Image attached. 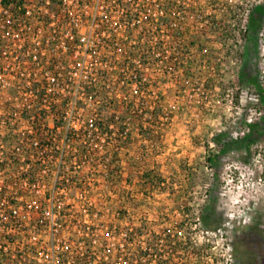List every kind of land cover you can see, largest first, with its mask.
Listing matches in <instances>:
<instances>
[{
  "label": "built area",
  "instance_id": "2783aa9c",
  "mask_svg": "<svg viewBox=\"0 0 264 264\" xmlns=\"http://www.w3.org/2000/svg\"><path fill=\"white\" fill-rule=\"evenodd\" d=\"M262 1L0 0V264H182L175 215L154 230L118 192L132 117L195 31Z\"/></svg>",
  "mask_w": 264,
  "mask_h": 264
},
{
  "label": "rangeland",
  "instance_id": "374dc122",
  "mask_svg": "<svg viewBox=\"0 0 264 264\" xmlns=\"http://www.w3.org/2000/svg\"><path fill=\"white\" fill-rule=\"evenodd\" d=\"M228 13L220 27L192 34L182 75L145 94L157 109L132 117L118 187L129 211L148 217L145 226L152 219V229L167 231L172 221L163 217L175 215L174 262L182 264H264V104L242 77L247 60V74L264 88V15L248 32L233 26L242 11ZM250 122L262 124L256 140L221 152L217 138H240ZM212 153L219 154L215 166ZM185 216L186 240L177 233Z\"/></svg>",
  "mask_w": 264,
  "mask_h": 264
},
{
  "label": "trees",
  "instance_id": "16d2710c",
  "mask_svg": "<svg viewBox=\"0 0 264 264\" xmlns=\"http://www.w3.org/2000/svg\"><path fill=\"white\" fill-rule=\"evenodd\" d=\"M263 15H264V3H261V4L257 5L253 9V11L251 12V15L249 18V24H248L249 30L246 29V31H248V32L251 30L254 32L257 31L260 27L261 19H262ZM247 70H248V61L245 60L243 68H242V77L243 78L247 77L249 81L255 83V85L257 87L258 97L262 101V103L264 104V88L262 85L259 84V82L256 79L251 78V76H249L247 74ZM261 126H262V124L259 122H250L249 127L251 128V130L248 131L243 136H241L240 138H237V139L230 138V139H227L225 141H222L221 138H217L219 140L218 142L222 143V146L220 148L221 152L227 151L231 147H234L235 144L250 143V142L256 140L258 134L261 132ZM218 157H219L218 153H212L211 155L208 156V161L212 164V166L216 165ZM144 175H146V177H149L150 172H145ZM155 178H156V175L152 177V180H155ZM205 220H206V218H205Z\"/></svg>",
  "mask_w": 264,
  "mask_h": 264
},
{
  "label": "flooded vegetation",
  "instance_id": "af4514ba",
  "mask_svg": "<svg viewBox=\"0 0 264 264\" xmlns=\"http://www.w3.org/2000/svg\"><path fill=\"white\" fill-rule=\"evenodd\" d=\"M186 264H188V263H186Z\"/></svg>",
  "mask_w": 264,
  "mask_h": 264
}]
</instances>
